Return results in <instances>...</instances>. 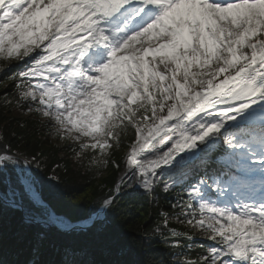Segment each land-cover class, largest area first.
I'll return each mask as SVG.
<instances>
[{"label":"snow or ice","instance_id":"snow-or-ice-1","mask_svg":"<svg viewBox=\"0 0 264 264\" xmlns=\"http://www.w3.org/2000/svg\"><path fill=\"white\" fill-rule=\"evenodd\" d=\"M0 58L24 64L17 108L77 145L78 158L91 152L90 166L123 164L73 222L39 197L38 157L0 131V218L35 229L26 259L0 246V264H98L49 234L109 228L122 233L117 253L136 257L112 264H264V0H0ZM158 187L177 190L176 211H161L152 233L122 230L112 216L121 192L154 198ZM46 247L55 260L43 259Z\"/></svg>","mask_w":264,"mask_h":264},{"label":"trees","instance_id":"trees-1","mask_svg":"<svg viewBox=\"0 0 264 264\" xmlns=\"http://www.w3.org/2000/svg\"><path fill=\"white\" fill-rule=\"evenodd\" d=\"M6 65L7 61L0 58V131L3 132L4 142L14 150L38 157L39 168L34 164L33 170L41 181L38 192L45 203L53 207L58 214L66 215L72 221L85 219L90 210L98 206L99 198L105 196L109 189L115 186L121 168H116L111 163L106 169L90 166L88 161L91 152L78 158L74 151V148L78 149L77 145L62 141L59 136L54 135L51 124L42 121L36 114L17 108L16 101L19 97L13 76L23 70L24 64L3 71ZM134 138V130L131 128L126 135L121 136L120 147L114 150L113 157L118 163H121V158ZM177 198L176 189L164 193L162 188L158 187L154 198L145 194L131 193L129 190L122 191L116 198L112 216L121 222L122 230L152 233L162 219L159 215L161 211L170 213L176 211L168 205L175 203ZM27 203L39 214L38 204H34L31 200H27ZM170 227L191 232L190 228L175 221L170 222ZM34 234L35 229L23 226L18 214L5 212L0 218V246L6 254L14 252L11 257L13 259L19 261L26 259V249ZM121 235L122 233H117L112 228L103 233H97L94 229L69 235L53 232L49 234L48 243H55L60 247L86 249L89 253L86 258L94 259L98 264L132 261L136 258L132 253L123 255L117 253L113 241ZM156 243L153 241V244ZM195 243H203L207 246L212 242L198 239ZM151 250L160 255L165 252L163 247ZM200 251L201 249L196 248L191 255L195 257ZM56 258L52 248L46 247L43 259Z\"/></svg>","mask_w":264,"mask_h":264},{"label":"water","instance_id":"water-1","mask_svg":"<svg viewBox=\"0 0 264 264\" xmlns=\"http://www.w3.org/2000/svg\"><path fill=\"white\" fill-rule=\"evenodd\" d=\"M122 168H123V164H122V166H121V169H122ZM120 175H121V170H120L119 173H118V176H117L116 182L118 181ZM115 184H116V183H115ZM129 192H131V193H134V192H135V193H138V194H144V193L141 192L139 189H136V190H132V189H130ZM38 195H39V197L42 199L40 192H38ZM77 221H81V220H77ZM77 221H73V222H77Z\"/></svg>","mask_w":264,"mask_h":264},{"label":"rangeland","instance_id":"rangeland-1","mask_svg":"<svg viewBox=\"0 0 264 264\" xmlns=\"http://www.w3.org/2000/svg\"><path fill=\"white\" fill-rule=\"evenodd\" d=\"M11 64H13V66H10ZM19 65H21V64L18 61H7V65H6L7 67L5 69H11L14 66H19ZM128 190H130V189H128Z\"/></svg>","mask_w":264,"mask_h":264}]
</instances>
